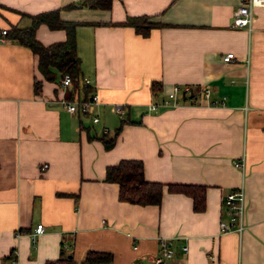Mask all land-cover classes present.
Here are the masks:
<instances>
[{
	"label": "crops",
	"instance_id": "1",
	"mask_svg": "<svg viewBox=\"0 0 264 264\" xmlns=\"http://www.w3.org/2000/svg\"><path fill=\"white\" fill-rule=\"evenodd\" d=\"M78 1L0 0V264H45L61 253L83 262L87 252L111 255L98 264H155L162 242L172 252L164 264H264V7L238 28L241 0L61 10L64 21L93 23L74 30L78 83L64 86L55 69L46 81L37 55L2 31ZM129 17L154 26L146 36L110 26ZM34 34L43 46L66 39L46 24ZM229 52L234 58L223 61ZM84 78L96 102L90 114L69 113L63 101L81 98ZM175 86L209 94L149 110ZM124 159L140 160L149 182L204 186L205 208L196 212L189 196L166 189L155 206L120 202L118 185L104 178ZM237 188L243 230L222 233L224 198ZM39 223L45 230L35 234Z\"/></svg>",
	"mask_w": 264,
	"mask_h": 264
},
{
	"label": "trees",
	"instance_id": "2",
	"mask_svg": "<svg viewBox=\"0 0 264 264\" xmlns=\"http://www.w3.org/2000/svg\"><path fill=\"white\" fill-rule=\"evenodd\" d=\"M111 0H79L73 4L61 7L56 10L45 11L36 15L26 17L29 19L30 24L25 27L11 28L5 31V37L18 42L19 44L32 50L37 55L38 71L43 78L47 81L54 79L52 69L57 70L62 77L68 74L71 77V82L77 84L80 76V60L77 56L75 47V27L77 25L90 24L85 22H69L59 18L61 10H74V8H91V9H110ZM24 16V15H22ZM147 17H134L127 18L124 22L113 23L110 26H130L137 33L146 36L149 34V29L152 28L153 23L148 21ZM46 24L51 30H64L66 33L65 41L52 43L43 46L37 39L35 30L41 25ZM96 25H105L103 23H94ZM41 89V82L34 81V92L38 93ZM151 89L154 93L162 91L156 82L152 83ZM93 88L89 85H82L79 92H82L81 98L85 99ZM198 88L189 87V94L181 98L178 103H195ZM115 137L109 138L104 141V146L109 149L114 143ZM105 181L110 183L114 182L118 185V199L120 202H128L135 205H158L163 196V190L166 192L185 194L192 199V206L194 211H202L205 201V187L204 186H191L180 184L165 185L159 182H149L144 178L143 163L139 160L124 159L110 165L105 171ZM111 255L102 252H87L83 262H77L70 254L61 253L58 259L47 261L45 264H98L107 263L111 260Z\"/></svg>",
	"mask_w": 264,
	"mask_h": 264
},
{
	"label": "built area",
	"instance_id": "3",
	"mask_svg": "<svg viewBox=\"0 0 264 264\" xmlns=\"http://www.w3.org/2000/svg\"><path fill=\"white\" fill-rule=\"evenodd\" d=\"M253 7H264V0H241L237 9L234 11L232 27H245L249 26L252 20V8ZM2 34H5V30L2 31ZM223 61H231L233 53H226L223 56ZM62 84L64 86H70L72 84L71 77L68 74L62 76ZM89 84L87 79H83V85L86 86ZM189 94L188 87H173L172 91L166 94V99L162 100L160 103H152L149 105V110H156L159 107L167 106H176L179 105L177 99L186 97ZM209 94L208 89L201 90L198 93V101L203 98H207ZM97 99L96 94H92L85 99L77 98L73 101H63V105L69 113L72 114H90ZM116 112H120V108L115 109ZM91 121L96 123L98 118L96 116L91 117ZM239 166L238 163L235 164ZM245 192L242 188H237L231 190L224 198V205L226 206V213L228 216V222L221 221L219 223V230L222 233H229L230 231H242L243 230V215L245 211ZM45 227L39 223L35 229V234L44 232ZM162 255L158 256L155 260V264H164V259L170 258L172 252H170L166 247L164 242H162ZM10 264H15L11 262Z\"/></svg>",
	"mask_w": 264,
	"mask_h": 264
}]
</instances>
